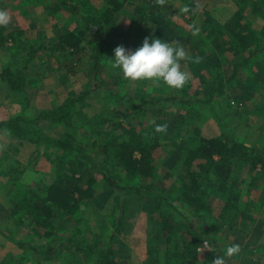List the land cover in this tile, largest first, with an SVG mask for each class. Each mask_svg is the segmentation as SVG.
<instances>
[{
	"label": "trees",
	"instance_id": "obj_1",
	"mask_svg": "<svg viewBox=\"0 0 264 264\" xmlns=\"http://www.w3.org/2000/svg\"><path fill=\"white\" fill-rule=\"evenodd\" d=\"M79 1L81 8L84 9L88 0ZM107 1L113 3L114 7L110 8L108 3H105L99 12L94 14L85 10L81 11L75 20L74 29L63 28L57 34L56 42L51 48L57 53L59 61L65 65H72L80 61L79 57L84 51V42L90 37L94 38L93 43L90 39L88 43L92 62L89 72L92 75H89L90 83L77 96L66 98L56 110L40 112L36 118L29 121L26 117L19 116L0 123V129L20 141L33 144L36 147L35 151L40 148V145H44L45 148L54 147L59 152L51 161L56 168V180L46 188L44 196L25 188L20 182V174L15 171L11 172L12 168L2 172L1 178L12 182L10 189L14 195L13 197L11 194L12 207L7 212L11 218H17L16 224L26 231L27 240L13 239L1 231L0 236L9 239L21 250L19 260L30 261L32 264H44L51 262L53 258L60 260L68 247L70 253L67 260L63 262L64 264H115L118 254L113 248V243L123 225L124 214L128 209L130 199L126 195L130 194L131 197L151 200L155 206V213H158V218L162 219L155 231L147 234L148 243L144 264H212L216 256H224L226 248L235 244L233 242L225 244L215 240L216 234L223 227L231 229L238 223L248 222L249 214L252 211L256 214L258 210L261 213L263 221L261 228L264 231V206L258 207L256 202L243 198L244 191L249 192L250 189L249 185L245 184L246 177L251 175L256 167H260V171L255 180L258 181L263 177L260 184L264 185V144L260 146V144L241 143L229 138L223 132L215 138H204L199 126L196 123H186L185 114L182 113L187 112V107L191 105H210L217 94H221L225 88L237 95V102L241 100L242 98L236 91V86L241 82L238 77L242 75L243 68L251 62L252 58L264 53V42L257 36L254 37L253 52L243 58L244 38L238 33L236 27L230 24L224 25L222 33L219 32L218 36L212 38L218 44L217 48L211 50L212 54L209 57L206 56L205 59L207 83L211 85H213L211 81L214 83L206 96L189 95L187 93L188 84L177 91L169 89L162 82L156 83L150 80L149 86L152 88L150 92L140 88V85H137V89L132 90L131 93L129 92L131 89H127L126 92L124 88L129 86V79H125L118 69L113 68L111 58H105V55L108 50L106 40L109 34L114 33L117 16L128 0ZM247 1L236 0V19H243V5ZM188 9L186 13L190 14L189 19L193 20L197 9ZM206 16L204 26L200 29L204 32L205 26L210 27L214 24L213 29H209L208 35H215L217 30L214 28H217V22L212 20L210 14L205 13L203 18ZM142 18L143 20L157 19L163 24L162 29H165L166 21L170 22L163 14L151 10H145ZM5 31L6 28H0V46L8 42ZM202 32H198L199 36ZM223 35L225 37L222 38ZM141 36L143 39L149 37L141 31L136 32V35L132 37L137 47L142 45ZM12 41L13 44L7 49L16 53L18 50L20 55H24L23 64L16 65L8 62L2 69L0 80L14 98L23 93L26 66L34 61L41 51L46 50V44L41 40L36 46L30 45L27 48L26 44L21 41L13 40V36ZM189 43L190 39L185 42V44ZM197 45L201 46V43L195 41L190 44L194 51L192 52L195 53V56L191 55L190 61L191 70L195 76L200 74L198 71L200 68L197 66L202 64L201 58L203 59L205 55L203 51L198 50L197 52ZM223 46L224 49H221L220 47ZM217 52L221 55L216 56ZM224 52H226L225 55ZM211 56L214 58H210ZM228 56L236 61L230 67V76L224 79L221 73L225 68L222 72L220 71L222 67H228L227 64L232 61ZM105 62L114 74V78L110 80L120 88L119 92L104 85L98 86L97 77L100 76L102 65ZM98 96L106 97V100H110L112 106L116 108V110H110L111 117L105 116L106 107L96 108L101 119L98 123L93 122L95 126L93 127L94 129L98 127L103 133L99 149L103 154L104 163L94 162L80 147H76L73 136L68 134L69 136L65 139L54 138L41 130L40 126L41 121L53 125L70 121L72 114H77L79 111V108L76 109L78 105L80 108H91L92 104L87 100ZM243 102L242 100L241 103ZM118 105L124 107L123 111ZM173 107H178L177 112L180 110L182 112L178 113L173 120L174 127L169 142L163 144L159 141L158 126L155 125L157 120L154 115L160 117V114ZM256 108L264 111V102ZM140 109L148 110L146 114L142 112L146 120H139V122L134 114H140ZM169 116L172 117V115ZM135 120L138 122L134 123ZM32 127L35 129L33 133H31ZM144 129L148 132L143 133ZM119 130L121 133L116 135V131ZM250 131L251 134L248 136L250 143H253L255 139L264 142V122L255 125L256 134ZM70 157H81L84 162L71 167L67 164ZM89 163L95 167L101 177L103 191L99 196H95L94 193L96 179L85 172V167ZM179 163L184 179L175 190V199H168L162 194L165 177L161 175V169L170 170ZM159 187L162 188L160 192ZM256 188L259 190L257 186L254 189ZM103 196L112 197L116 207L109 215L112 229L106 245L95 249L92 243H86L84 235L78 234L77 238H74L73 234L68 236L65 229L61 228L62 226L58 223L68 217L76 224L75 217L78 212L89 207L97 197ZM251 197L253 196L249 194V199ZM106 231H108L107 228ZM205 240L210 241L213 248L212 251L210 250L207 262L200 263L197 260V249L203 245ZM248 250L246 245L240 246L239 254L231 257L225 256V264H228L232 258L238 260ZM262 253H264V246L259 247L256 252L258 256ZM16 259L11 257L2 264H15Z\"/></svg>",
	"mask_w": 264,
	"mask_h": 264
},
{
	"label": "rangeland",
	"instance_id": "obj_2",
	"mask_svg": "<svg viewBox=\"0 0 264 264\" xmlns=\"http://www.w3.org/2000/svg\"><path fill=\"white\" fill-rule=\"evenodd\" d=\"M105 3H108L110 8L114 7V4L107 0H88L84 9L81 8L79 0H0V9L6 10L11 16V23L5 31V35L8 37L7 43L13 44V36V40L21 41V43L26 44L27 48L30 45L36 46L41 40L46 44V50L41 51L37 58L26 66L24 72L26 82L23 93L16 95L14 98L10 94L19 114H21L20 116L26 117L29 121L36 118L40 112L56 110L66 98L77 96L90 83L89 75H92L89 72L92 62L88 43L89 39L93 43L94 38L91 39L90 37L88 41L84 42V51L79 57L80 61L77 63L73 58L75 63H72V65H65L59 61L57 53L51 48L56 42L54 36L63 28L74 29L75 20L81 11L85 10L94 14L97 11L99 12ZM235 5L236 0H128V4L117 16L114 33L109 34V38L106 40L108 50L105 58H113L114 49L117 46H123L127 50L138 48L137 43L132 38L138 31L173 45L178 42L185 48L187 53V58L181 61L182 70L189 74L187 93L189 95L201 94V96H206L214 83L213 81H211L213 85L207 83L205 59L206 56L209 57L212 54L213 49L217 48L218 44L212 38L218 36L219 32L222 33L224 25L230 24L232 27H236L238 33L244 38L242 43L245 51L243 58L248 56V53L253 52L254 37L257 36L259 40L264 42V0H248L243 5V19L235 18ZM185 8L197 9V12H194L195 18L193 20L189 19L191 16L184 11ZM145 10L157 11L170 22L166 21V27L162 29L163 24L157 19L143 20L142 15ZM205 13L210 14L212 20L217 22L218 26L214 28V30H217L215 35H208L209 29H213L214 24H211L210 27H208L209 25L205 26L204 32L200 29L204 26L203 23L207 18V16L203 18ZM200 31L202 33L199 36L198 32ZM221 37L223 38L225 35ZM140 39L144 40L142 36ZM189 39L190 43L185 44ZM195 41L201 43V46L197 45V52L200 50L205 53L204 58H201L202 64L197 66L200 68V70L198 69L199 76H195L192 72V63L190 62L191 55L195 56L190 44L191 42L195 43ZM220 48L224 49V46ZM16 51L17 53L8 52L5 57L6 64L8 62L16 65L23 64L24 55H20L19 51ZM220 55V52L216 53V56ZM41 57L46 58L43 62L46 65L37 68L40 65L35 63L40 62ZM228 57L231 60L233 59L230 56ZM210 58L214 57L211 56ZM234 61L236 59L229 61L228 67L221 68L220 72L225 68L221 73L224 79L230 76V67ZM194 62L193 64H196ZM101 70L100 76L97 77L98 86L104 85L119 92L120 88L111 81L114 74L110 66L105 62ZM86 71H88L87 74ZM34 79L37 85H33ZM238 80L241 82L236 86V91L242 98L238 102L236 101L237 95L232 94L230 90L225 88L221 94H217L210 105H191L187 107V112L182 114H185L186 123H196L199 126L201 135L204 138H215L223 132L229 138L238 142H247L249 145L260 144L261 146L264 144L263 140L259 142V139H255L253 143H250L248 136L251 134L250 130L256 134V131H254L255 125L264 122V111L256 108L261 102H264V53L252 58L251 62L243 68L242 75H239ZM128 85V87L123 88L126 92L127 89H131L130 93L132 90L137 89V85L148 92L152 90L149 86V80H129ZM88 100L87 102L92 104L91 108H80L78 105L76 108H79L77 114H72L70 121L59 123L61 125L41 121V130L54 138L65 139L66 136H73L76 147H80L94 162L104 163L103 154L99 149L102 144L101 136L103 137V133L100 132L98 127L94 129L93 124V122L98 123L101 119L96 108L106 107L105 112L107 114L105 116L107 117H111L110 110H116V108L112 106L110 100H106V97L98 96ZM242 100L243 103H241ZM118 106L123 111L124 107ZM140 108L143 109L142 106ZM142 109H140V114H134L138 121L146 120L142 112L146 114L148 109L144 111ZM178 109V107L170 108L169 111L160 114V117L154 115L157 120L155 125L158 126L159 141L163 144L168 143L170 140L169 137L174 127L173 120L178 113L181 114L182 112L181 110L177 112ZM150 111L152 112V110ZM169 115H172L173 118ZM137 120L134 123L138 122ZM34 131L35 129L32 127L31 133ZM142 132H148V130L144 129ZM120 133L121 130L116 131V135ZM23 142L25 141H20L12 136L8 138V133L0 129V231L13 239L25 241L27 240L26 231L17 226V218H11L7 212L12 207L11 194L14 197L10 189L12 182L1 178V174L12 168L11 172L15 171L20 174V182L25 188L36 192L37 195L44 196L46 188L56 180V168L51 161L59 152L54 147L45 148L44 145H40V148L35 151L36 147L28 142H25L28 145H26L27 148L21 150ZM81 162H84L81 157H70L67 164L75 167ZM179 165L180 163L176 164L170 170L161 169V175H163V178L165 177L162 194L168 199H175V190L182 184L181 182L184 179ZM259 171L260 167H256L251 175L246 177L245 184L246 186L249 185V192L252 191L251 193L244 191L243 196L244 200L256 202L258 207L260 205L264 206V185L261 186L260 184L263 177L258 181L255 180ZM85 172L88 176L96 179L94 193L95 196H99L103 191L100 175L91 163L86 165ZM256 186L259 190L254 189ZM161 189L159 187V192ZM249 194L253 196L250 199ZM126 196L130 197L128 209L124 214L121 230L116 234L117 237L113 243V248L118 254L115 264H144L148 243L147 234L150 231H155L162 219L158 218V213H155V206H153L151 200L136 196L131 197L130 194ZM115 207L116 204L112 197H97L96 201L89 207L78 212L75 217L77 222L74 220L76 224L71 222L70 218L65 217L63 221H59L58 225L65 229L68 236L73 234L74 238H77L79 237L78 234L84 235L86 243H92L91 245H94L95 249L100 246L105 247L112 229L109 215ZM249 215L248 222L238 223L236 227L231 229L223 227L216 234V241L225 244H232L233 242L240 246L246 245L249 248L238 260L232 258L228 264H264V253L260 256H258L259 253L256 254L259 247L264 246L261 213L257 210L256 214L252 211ZM195 222L197 223L196 219ZM217 227L220 228V226ZM106 228L108 231H106ZM203 246L197 249V260L200 263L207 262L211 253L209 249H204ZM69 250V247L65 249L62 259L53 258L51 262L44 264H64L63 262L69 257ZM19 254H21V250L16 245L11 243L9 239L0 236V264L11 257L17 258L15 264H32L30 261L19 260Z\"/></svg>",
	"mask_w": 264,
	"mask_h": 264
},
{
	"label": "clouds",
	"instance_id": "obj_3",
	"mask_svg": "<svg viewBox=\"0 0 264 264\" xmlns=\"http://www.w3.org/2000/svg\"><path fill=\"white\" fill-rule=\"evenodd\" d=\"M188 11L187 8L184 9ZM11 23L9 13L0 9V28H6ZM187 58L185 48L176 42L175 45L152 36L146 37L142 45L134 50L123 46L114 49L112 67L118 69L125 79L132 81L150 80L163 83L169 89L181 90L189 81V74L182 70L181 61ZM203 248L212 251L210 241L203 242ZM240 245L232 244L225 250L224 256H216L212 264H225V256L239 254Z\"/></svg>",
	"mask_w": 264,
	"mask_h": 264
},
{
	"label": "crops",
	"instance_id": "obj_4",
	"mask_svg": "<svg viewBox=\"0 0 264 264\" xmlns=\"http://www.w3.org/2000/svg\"><path fill=\"white\" fill-rule=\"evenodd\" d=\"M127 4H128V2H127ZM56 37H57V35L54 36V41L56 40ZM10 46H11L10 43H5L3 46H0V75H1L2 69L6 66L5 57L9 52V50L7 48H9ZM45 57H41L40 62L36 60L37 63H35V64L40 65V66H37V68H40L43 65H46V63H43L46 59ZM46 69H48V68H46ZM32 83H33V85H37L35 79ZM20 115L21 114H19L18 108L13 103L12 97L10 96V94H8V91L6 90L5 86L2 84V82L0 80V123L9 121L11 119H14V118L20 116ZM10 137L11 136L8 135V138H10ZM26 145L27 144L25 142H23V146H22L21 150L26 149L28 146V145L27 146Z\"/></svg>",
	"mask_w": 264,
	"mask_h": 264
}]
</instances>
